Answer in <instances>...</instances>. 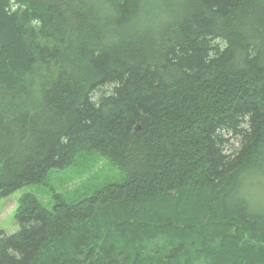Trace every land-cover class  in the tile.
I'll return each mask as SVG.
<instances>
[{"label": "trees", "instance_id": "1", "mask_svg": "<svg viewBox=\"0 0 264 264\" xmlns=\"http://www.w3.org/2000/svg\"><path fill=\"white\" fill-rule=\"evenodd\" d=\"M82 154L0 264H264V0H0V198Z\"/></svg>", "mask_w": 264, "mask_h": 264}, {"label": "rangeland", "instance_id": "2", "mask_svg": "<svg viewBox=\"0 0 264 264\" xmlns=\"http://www.w3.org/2000/svg\"><path fill=\"white\" fill-rule=\"evenodd\" d=\"M237 143L235 139L231 140ZM121 174L113 170L106 160L93 155L82 154L77 157L65 170H53L49 173L46 185H30L0 198V231L11 235L18 231L15 214L19 198L26 193L34 194L44 208L50 210L54 203V195H62L64 199L71 200L81 195L90 194L93 190L112 182H120ZM259 191V190H257ZM252 190L254 194H263L262 191ZM263 196V195H262ZM156 239H151L145 245L151 248Z\"/></svg>", "mask_w": 264, "mask_h": 264}]
</instances>
